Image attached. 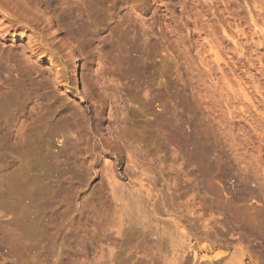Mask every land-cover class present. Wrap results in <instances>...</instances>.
<instances>
[{
    "label": "rangeland",
    "instance_id": "1",
    "mask_svg": "<svg viewBox=\"0 0 264 264\" xmlns=\"http://www.w3.org/2000/svg\"><path fill=\"white\" fill-rule=\"evenodd\" d=\"M0 264H264V0H0Z\"/></svg>",
    "mask_w": 264,
    "mask_h": 264
},
{
    "label": "bare ground",
    "instance_id": "2",
    "mask_svg": "<svg viewBox=\"0 0 264 264\" xmlns=\"http://www.w3.org/2000/svg\"><path fill=\"white\" fill-rule=\"evenodd\" d=\"M76 70V66H73V72ZM255 220V219H254ZM252 224V223H251ZM259 231V230H258ZM253 236V235H252ZM254 237V236H253Z\"/></svg>",
    "mask_w": 264,
    "mask_h": 264
}]
</instances>
